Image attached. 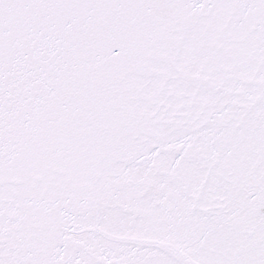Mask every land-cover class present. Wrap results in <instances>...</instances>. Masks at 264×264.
<instances>
[{
  "label": "snow or ice",
  "instance_id": "snow-or-ice-1",
  "mask_svg": "<svg viewBox=\"0 0 264 264\" xmlns=\"http://www.w3.org/2000/svg\"><path fill=\"white\" fill-rule=\"evenodd\" d=\"M0 264H264V0H0Z\"/></svg>",
  "mask_w": 264,
  "mask_h": 264
}]
</instances>
